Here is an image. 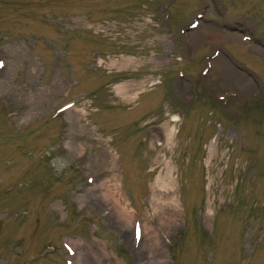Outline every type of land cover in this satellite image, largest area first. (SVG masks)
I'll return each instance as SVG.
<instances>
[{
    "label": "rangeland",
    "instance_id": "374dc122",
    "mask_svg": "<svg viewBox=\"0 0 264 264\" xmlns=\"http://www.w3.org/2000/svg\"><path fill=\"white\" fill-rule=\"evenodd\" d=\"M255 41L264 0H0V264H264Z\"/></svg>",
    "mask_w": 264,
    "mask_h": 264
},
{
    "label": "bare ground",
    "instance_id": "6f19581e",
    "mask_svg": "<svg viewBox=\"0 0 264 264\" xmlns=\"http://www.w3.org/2000/svg\"><path fill=\"white\" fill-rule=\"evenodd\" d=\"M124 62H126V61H124ZM122 63H123V60H122ZM81 116H82V114H81ZM174 118H175V116H174ZM176 119L177 118H175L173 120H176ZM77 126L79 128H81L82 131L88 132V130L86 128V124L80 123L79 118H77ZM168 135H170V133ZM159 143L162 144V141L160 140ZM67 144L71 148L72 152H74L75 154H80L84 149V148H82V146L80 144L75 143L73 141V139H71L69 142H67ZM104 153H105V159H106V161H108L106 158L107 153L106 152H104ZM163 160L165 162V165L167 166L168 161H166L164 158H163ZM95 161L98 162V159L95 158ZM100 166H105L106 168H108L105 170L109 171V174L102 179L92 181V184H91V187L89 190H96L97 195L103 200L105 207H109V209H111L112 214H114L116 219H118L122 222V225L124 227L130 228L136 222V219L134 218V213L131 209H129L128 205L127 206L125 205L124 200H120L117 196H114L115 195V189L111 186H117L118 183L115 182L116 179L113 175V170H111V172H110L109 162H108V165H104L103 162H101ZM167 168H168V166H167ZM167 170H169V169H167ZM167 173H169V171ZM110 177H112V178L109 179ZM172 204H171L172 205L171 211H177L178 212V210L176 208L177 203H172ZM150 227L151 226H150L149 220H147L146 217H143V219L140 221V234H142V238H143V236L147 235V232H148L147 230H149ZM152 241L155 244H157V238H156L155 234L152 235ZM155 251H156L155 248L148 247V253H149L151 260L154 264H156V261L154 260Z\"/></svg>",
    "mask_w": 264,
    "mask_h": 264
}]
</instances>
